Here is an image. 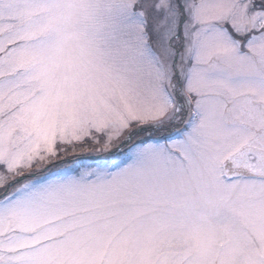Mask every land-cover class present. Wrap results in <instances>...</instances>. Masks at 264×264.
Segmentation results:
<instances>
[{"label": "snow or ice", "instance_id": "obj_1", "mask_svg": "<svg viewBox=\"0 0 264 264\" xmlns=\"http://www.w3.org/2000/svg\"><path fill=\"white\" fill-rule=\"evenodd\" d=\"M0 264H264V0H0Z\"/></svg>", "mask_w": 264, "mask_h": 264}]
</instances>
